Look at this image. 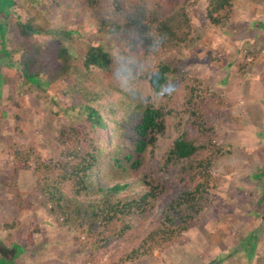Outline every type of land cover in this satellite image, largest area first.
Returning a JSON list of instances; mask_svg holds the SVG:
<instances>
[{
  "label": "trees",
  "instance_id": "1",
  "mask_svg": "<svg viewBox=\"0 0 264 264\" xmlns=\"http://www.w3.org/2000/svg\"><path fill=\"white\" fill-rule=\"evenodd\" d=\"M15 1L0 0L5 18L0 21V53L9 54L6 35L11 32L22 84L42 86V72L50 74V80H62L69 109L77 114L58 135L63 145L58 155L44 159L32 147L12 150L18 163L10 184L17 185L22 170L33 171L40 205L56 220L62 217L61 223L79 238L85 236L94 251L128 242L132 248H126L119 261L165 252L201 223V213L223 180L215 173L216 162L233 153L217 132L219 120L232 116L229 102L204 80L190 76L182 58L183 50L199 40L186 6L160 0H52L58 8L87 5L97 32L118 42L115 54L101 44L73 53L57 41L38 42L43 32L70 39L74 31L50 28L37 6L36 15L27 19L18 15L9 23ZM206 15L214 27L239 26L235 0H210ZM131 74L149 81L156 97L145 96L141 79L134 80ZM7 115L0 111V129ZM170 116L176 119L173 128ZM174 133L177 137L156 164L160 177L125 181L143 167L148 151L154 161L161 136ZM172 170L173 181L185 188L164 208L157 226L139 231V222L148 220L170 191L167 175ZM136 183L146 188L131 193Z\"/></svg>",
  "mask_w": 264,
  "mask_h": 264
},
{
  "label": "rangeland",
  "instance_id": "2",
  "mask_svg": "<svg viewBox=\"0 0 264 264\" xmlns=\"http://www.w3.org/2000/svg\"><path fill=\"white\" fill-rule=\"evenodd\" d=\"M160 1L186 6L193 33L199 39L183 50L186 69L190 76L204 80L221 94L237 118L230 115L217 124L219 137L233 153L216 162L215 173L223 180L213 191L212 203L201 213V223L184 232L165 252L119 261L132 245L122 242L117 248L94 251L85 236L79 238L61 223L62 217L56 220L40 205L33 171L22 170L17 185L12 186L11 171L18 163L12 150L32 147L44 159L58 155L63 149L58 135L63 125L76 120L77 113L69 109L62 80H50V74L42 72V86L22 84L17 77L18 53L8 32L10 52L0 53V111L8 113L0 129V248L4 251L0 252V264H264V1L235 0L239 26L231 29L209 23L206 9L210 0ZM34 6L47 18L50 28L74 31L70 39L43 32L38 42L57 41L73 53L90 44H101L117 53L118 42L97 32L96 19L87 5L58 8L52 0H16L7 21L13 23L18 15L23 19L36 15ZM0 21H5L1 14ZM137 75L131 74L134 80L141 79ZM139 85L145 96L156 97L149 81L141 79ZM175 120L169 117L170 128ZM187 121L188 117L184 124ZM176 137L177 133L169 138L161 136L154 161L148 151L143 167L125 181L137 182L145 175L160 177L156 164ZM174 172L167 175L170 191L163 195L153 215L139 222V231L157 226L164 208L185 188L173 181ZM133 187L131 193L146 188L143 183ZM139 242L137 239L135 244Z\"/></svg>",
  "mask_w": 264,
  "mask_h": 264
}]
</instances>
